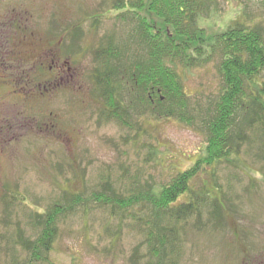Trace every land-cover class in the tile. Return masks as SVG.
<instances>
[{
	"label": "rangeland",
	"instance_id": "obj_1",
	"mask_svg": "<svg viewBox=\"0 0 264 264\" xmlns=\"http://www.w3.org/2000/svg\"><path fill=\"white\" fill-rule=\"evenodd\" d=\"M116 1L0 0V264H50L30 263L22 242L37 239L41 228L32 224L34 216L47 213L56 203L65 205L67 189L88 196L101 176L109 174L114 190L123 194L125 172L137 174L149 185L167 182L191 166L205 146L201 117L193 126L176 117L156 120L147 103L127 96L131 90L127 83L122 93L137 124L134 130L115 119L100 122V102L94 96L91 76L95 49L114 35L116 46L125 52L117 63L127 73L128 52H133L137 62L143 54L131 41L136 22L122 19V13L113 10ZM218 3L208 18L210 34L224 31L236 20L257 24L264 32V0ZM9 38L20 46L19 51ZM18 57L25 65L37 61L34 69L27 67L37 85L31 91L25 77L16 85L3 80L17 74ZM220 60L217 53L201 67L176 69L189 96L188 114L200 115L219 99L223 85ZM138 94L136 90L134 96ZM244 106L237 111L232 128L236 142L240 143V136L248 138L240 156L213 169L225 193L223 208L230 220H220L218 228L204 229L207 211L203 227H194L200 220L190 219L186 230H181L178 264H241L244 258L264 261V135L258 131L259 121L247 124L250 104ZM147 118L152 119L151 125ZM140 124L148 132L137 143L130 136ZM151 148L156 155H151ZM202 183L210 184L212 178L201 174L192 186ZM131 224L129 220L120 232L117 219H110L106 209L96 206L85 213L80 206L59 221L50 260L55 264H133L131 255L143 236Z\"/></svg>",
	"mask_w": 264,
	"mask_h": 264
},
{
	"label": "trees",
	"instance_id": "obj_2",
	"mask_svg": "<svg viewBox=\"0 0 264 264\" xmlns=\"http://www.w3.org/2000/svg\"><path fill=\"white\" fill-rule=\"evenodd\" d=\"M217 5L218 0L115 2L113 10L117 14L122 13V19L130 18L136 22L131 41L139 45L143 54L137 62L133 52H128L127 73L122 72L117 63L125 52L116 46L114 35H108L104 43L95 49L92 57L96 66L91 76L94 96L100 102L97 110L100 122L115 119L121 126L134 130L137 124L133 122L131 108L125 105L126 96L122 93V86L127 83L131 88L127 96L147 103L156 120L176 117L193 126L201 117L205 146L191 166L179 170L167 182L149 185V182L142 183L137 174L129 176L125 172L121 177L126 184L123 194L114 190L109 174L101 176L96 189L88 196L83 191L67 189L68 192H64L67 199L65 205L56 203L47 213L34 216L32 224L41 228L36 240L23 241V237L19 236L24 250L29 253L30 263L55 264L50 260V253L59 234L58 223L63 216H68L80 206H84L85 213H90L96 206L106 209L110 219H117L120 232L122 226L132 221V229L143 236L131 255L133 264H178L183 242L181 230H186L190 219L195 217L200 220L194 223V227H203V216L207 211L208 223L204 229L218 228L221 226L220 220H230L227 210L223 208L226 207L225 193L213 169L240 156L241 145L248 138L240 136V143L236 142L232 128L237 111L244 105L250 104L247 107L250 122L247 124L259 121L258 131L264 135V80L260 81L264 74V32L257 24L236 20L224 31L210 34L208 18L217 10ZM211 7L213 10H210ZM10 41L19 51L20 46L15 45L12 39ZM217 53L221 56L219 72L223 80L219 99L213 108L202 109L200 115L194 112L188 114L189 96L183 91V77L176 69L201 67ZM19 60L21 63L17 74L3 80L16 85L18 80L25 77L26 86L31 85L27 90L31 91L37 85L33 72L28 71L27 67L34 69L37 61L25 65L22 57L17 58V63ZM136 90L139 97L134 96ZM147 120L151 125L152 119ZM142 127L140 124L130 136L137 143L148 132L147 128ZM144 141H141V147ZM150 146L153 147L152 144ZM150 153L156 155L152 148ZM201 174L210 176L212 183L192 186V182ZM126 179L130 182L127 183ZM214 187L219 194L214 193ZM142 248L146 253L141 254ZM244 259L241 264H264V261L255 263Z\"/></svg>",
	"mask_w": 264,
	"mask_h": 264
},
{
	"label": "flooded vegetation",
	"instance_id": "obj_3",
	"mask_svg": "<svg viewBox=\"0 0 264 264\" xmlns=\"http://www.w3.org/2000/svg\"><path fill=\"white\" fill-rule=\"evenodd\" d=\"M63 72H64V71H63ZM63 72H62V70L59 71L60 74H62Z\"/></svg>",
	"mask_w": 264,
	"mask_h": 264
}]
</instances>
